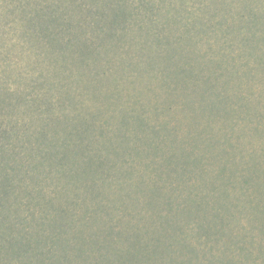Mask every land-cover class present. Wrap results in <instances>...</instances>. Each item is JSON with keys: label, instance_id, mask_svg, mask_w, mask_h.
Listing matches in <instances>:
<instances>
[{"label": "rangeland", "instance_id": "obj_1", "mask_svg": "<svg viewBox=\"0 0 264 264\" xmlns=\"http://www.w3.org/2000/svg\"><path fill=\"white\" fill-rule=\"evenodd\" d=\"M123 1L58 57L0 0L6 164L72 264H264V0Z\"/></svg>", "mask_w": 264, "mask_h": 264}, {"label": "trees", "instance_id": "obj_2", "mask_svg": "<svg viewBox=\"0 0 264 264\" xmlns=\"http://www.w3.org/2000/svg\"><path fill=\"white\" fill-rule=\"evenodd\" d=\"M15 1L16 6L12 10L13 12L19 10L25 19L23 25L27 38L33 42L42 41L52 55L63 57L61 53L66 49H74L75 52L78 48L83 49L82 46L89 47L87 41L90 38L88 39L85 28L92 29L95 26L98 27L97 32H104L99 23L102 12H97L98 8H95L98 7L96 3L102 0H69V4H65L64 0ZM138 2L134 8L136 14H139L140 10L152 8L150 0ZM90 3L95 6L89 7ZM114 5L123 8L125 2L116 0ZM74 12L80 13L76 19ZM37 21L43 23L40 29L42 38L34 40L37 37L35 34ZM29 97H31L29 103L32 105L37 98H33L31 94ZM53 119V115L48 116L43 120V124L51 123ZM16 122L10 121L7 124L0 122V139L1 137L20 139L21 134L17 130ZM21 133L25 135V132ZM47 153L49 154L48 151ZM16 155L12 144L0 142V264H72L70 246L64 239L51 232L53 226L50 220L41 216L23 195L24 187H21L19 176L22 168L9 167L6 164L14 160Z\"/></svg>", "mask_w": 264, "mask_h": 264}]
</instances>
